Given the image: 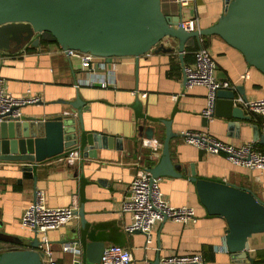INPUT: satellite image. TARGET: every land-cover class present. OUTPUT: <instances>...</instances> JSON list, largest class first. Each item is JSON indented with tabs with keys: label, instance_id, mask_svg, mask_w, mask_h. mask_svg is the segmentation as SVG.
Wrapping results in <instances>:
<instances>
[{
	"label": "crops",
	"instance_id": "obj_1",
	"mask_svg": "<svg viewBox=\"0 0 264 264\" xmlns=\"http://www.w3.org/2000/svg\"><path fill=\"white\" fill-rule=\"evenodd\" d=\"M224 7L225 0H189L188 5L161 0L166 15H180L183 22L194 20L197 29L216 23ZM194 45L207 49L215 62V78L227 81V89L235 90L234 103L248 119L238 123L203 114L207 88H187L183 79V65L194 62V51L188 49ZM171 47V51H149L137 59L100 57L93 63L69 56L53 43L33 49L0 50L3 90L41 99L22 107V119L68 114L80 129L81 146L89 133L113 138L112 146L96 149L95 156H84L81 148L72 152L67 162L60 156L38 165L31 174L35 180L22 172L19 163L0 161V221L4 233L26 242L32 240L34 232L23 228L20 219L34 200L35 190L40 189L47 206L74 205L77 211L84 212V222L77 215L59 228L36 233L39 245L41 236L47 238L56 264H83L80 252L92 242L102 243L104 248L118 245L128 249L132 255L129 264H153L166 256L195 252L202 254L205 264H234L225 246V220L206 214L193 183L186 177L162 176L158 184L170 205L193 207L194 220L184 224L168 218L157 221L149 245L142 231L126 230L131 216L122 210V202L135 175L155 163L161 154L167 131L172 135L170 153L181 165L182 173L193 165L197 175L246 187L264 202V169L232 164L223 152L212 153L190 145L181 136L185 130L202 132L233 146L250 144L255 151L264 153L260 115L235 102L241 97L237 86L243 87L249 101L264 97V74L217 35L201 37L199 41L189 39L183 62L178 43L174 41ZM245 73L248 76L241 77ZM77 99L80 111L71 105ZM149 127L153 131L151 139L145 137ZM69 242L74 243L65 249ZM13 247L23 245L0 240V252ZM247 254L252 264H264V231L249 238Z\"/></svg>",
	"mask_w": 264,
	"mask_h": 264
},
{
	"label": "water",
	"instance_id": "obj_2",
	"mask_svg": "<svg viewBox=\"0 0 264 264\" xmlns=\"http://www.w3.org/2000/svg\"><path fill=\"white\" fill-rule=\"evenodd\" d=\"M211 35L219 36L237 49L250 66L264 74V0H225L224 11L216 23L194 30L182 26L180 15H166L161 0H0V50L6 51L11 50L12 42L15 43L13 50L38 47L45 42L56 44L62 50H78L97 57L137 59L149 51H171L176 41L183 62L184 46L189 39L199 41L202 36ZM183 79L186 80L185 75ZM236 89L247 101L243 87ZM235 95L234 89H218L210 117L238 123L248 119L234 103ZM76 102L71 105L80 111L78 99ZM152 136L149 127L145 137ZM171 137L167 131L161 154L145 171L153 178H188L206 214L225 220V246L233 263L252 264L247 254L249 238L264 231V202L246 187L197 175L193 165L182 173L181 165L174 162L175 157L170 153ZM112 139L89 133L81 146L80 129L68 114L47 119L14 118L0 122V161L19 163L22 172L35 180L31 174L38 165L81 148L84 156H95L96 149L111 147ZM260 139L264 143L262 136ZM77 215L84 222L83 209ZM1 229L0 221V240L23 247L1 251L0 264H43L35 232L32 240L26 242ZM103 249L102 243H87L80 252L81 262L99 264ZM153 264H160L159 259Z\"/></svg>",
	"mask_w": 264,
	"mask_h": 264
},
{
	"label": "built area",
	"instance_id": "obj_3",
	"mask_svg": "<svg viewBox=\"0 0 264 264\" xmlns=\"http://www.w3.org/2000/svg\"><path fill=\"white\" fill-rule=\"evenodd\" d=\"M181 5H188L189 0H178ZM196 21H182V26L187 30L197 29ZM69 56H77L84 63H93L97 58L90 53L78 50H63ZM193 64L183 65V73L186 77L185 86L190 88L194 85H204L207 88V103L203 114L210 116L213 112L215 94L218 89L229 88L227 81L217 80L214 76L215 62L206 48L200 46L194 52ZM247 73L241 77H247ZM102 85L105 83L102 82ZM3 79L0 77V122L18 118L22 120V107L37 104L41 101L36 95L16 96L3 90ZM144 96V94H142ZM247 110L260 115L262 129L264 131V97L244 101L242 97L235 100ZM183 140L193 146L212 153L223 152L227 159L235 165L248 168L264 169V153L255 151L250 144L233 146L224 143L205 133L185 130L181 132ZM71 154L60 157L61 161L67 162ZM122 210L129 213L131 222L126 225L129 232L142 231L149 245L153 225L165 218L177 223H187L195 219V211L191 206L175 207L170 205L160 191L158 178H153L145 170L139 171L132 179L126 198L122 202ZM77 217V209L74 205L64 207H50L45 203L44 192L35 190L34 200L25 208L20 224L35 233H45L47 230L59 228L73 218ZM42 234V235H43ZM74 242L64 245L69 249ZM39 251L43 264H56L53 253L49 248L47 238L40 237ZM132 255L128 249L118 245H109L103 249L99 264H129ZM161 264H205L201 253H189L170 255L160 259Z\"/></svg>",
	"mask_w": 264,
	"mask_h": 264
},
{
	"label": "trees",
	"instance_id": "obj_4",
	"mask_svg": "<svg viewBox=\"0 0 264 264\" xmlns=\"http://www.w3.org/2000/svg\"><path fill=\"white\" fill-rule=\"evenodd\" d=\"M205 37H206V36H202V39H204ZM41 44H47V43L42 42ZM28 48L33 49V48H36V47H28ZM197 48H199L197 45H194V46H192V47H188V49L193 50V51H195Z\"/></svg>",
	"mask_w": 264,
	"mask_h": 264
},
{
	"label": "flooded vegetation",
	"instance_id": "obj_5",
	"mask_svg": "<svg viewBox=\"0 0 264 264\" xmlns=\"http://www.w3.org/2000/svg\"><path fill=\"white\" fill-rule=\"evenodd\" d=\"M14 46H15V43L12 42V43H10V47L9 48L14 49Z\"/></svg>",
	"mask_w": 264,
	"mask_h": 264
}]
</instances>
